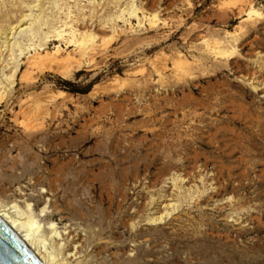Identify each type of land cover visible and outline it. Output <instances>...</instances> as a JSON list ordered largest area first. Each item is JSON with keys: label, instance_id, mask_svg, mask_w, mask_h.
<instances>
[{"label": "rangeland", "instance_id": "rangeland-1", "mask_svg": "<svg viewBox=\"0 0 264 264\" xmlns=\"http://www.w3.org/2000/svg\"><path fill=\"white\" fill-rule=\"evenodd\" d=\"M0 96L66 264H264V0H0Z\"/></svg>", "mask_w": 264, "mask_h": 264}, {"label": "bare ground", "instance_id": "bare-ground-1", "mask_svg": "<svg viewBox=\"0 0 264 264\" xmlns=\"http://www.w3.org/2000/svg\"><path fill=\"white\" fill-rule=\"evenodd\" d=\"M0 218L18 236V238L31 250V252L38 258V260L42 264H64V262L66 264L72 262L76 258L77 247L74 246L73 244L74 247H66L64 249V252L62 251L63 252L61 254L62 257L61 259H59L58 255H56L55 253H53V251H50L48 249L45 240L40 238V235L38 233L42 229V226L36 220L35 216H33L32 214L26 216V214L21 213L19 211L17 206L8 208L0 204ZM49 230H50L49 233L51 235L53 234V236L55 235L56 237L60 236V234L54 228L53 224L50 225ZM61 245L63 244L60 243V246Z\"/></svg>", "mask_w": 264, "mask_h": 264}, {"label": "water", "instance_id": "water-1", "mask_svg": "<svg viewBox=\"0 0 264 264\" xmlns=\"http://www.w3.org/2000/svg\"><path fill=\"white\" fill-rule=\"evenodd\" d=\"M0 264H42L1 218Z\"/></svg>", "mask_w": 264, "mask_h": 264}]
</instances>
